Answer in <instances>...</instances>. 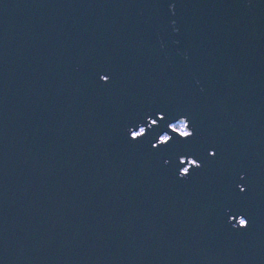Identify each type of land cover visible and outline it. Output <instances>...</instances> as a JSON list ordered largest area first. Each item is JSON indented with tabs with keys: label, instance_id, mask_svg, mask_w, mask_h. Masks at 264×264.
I'll use <instances>...</instances> for the list:
<instances>
[{
	"label": "water",
	"instance_id": "water-1",
	"mask_svg": "<svg viewBox=\"0 0 264 264\" xmlns=\"http://www.w3.org/2000/svg\"><path fill=\"white\" fill-rule=\"evenodd\" d=\"M0 264H264V0H0Z\"/></svg>",
	"mask_w": 264,
	"mask_h": 264
},
{
	"label": "clouds",
	"instance_id": "clouds-1",
	"mask_svg": "<svg viewBox=\"0 0 264 264\" xmlns=\"http://www.w3.org/2000/svg\"><path fill=\"white\" fill-rule=\"evenodd\" d=\"M189 126L191 127V123H189ZM168 131L171 133V132H172V129H171L170 127H168ZM181 131H183V129H181ZM141 132L143 133V132H144V129H141ZM159 137L162 138L163 140L167 141V143H166V144L159 145V146L157 145V143H155V144L152 145V147H153L154 149H159V148H161V147H166V146H168V145L172 142V140H173V137L170 136V135H168L167 133H166V134H162V135H160ZM193 137H194V132H193V130H192V134H191V135H188L187 133H185V134H184L183 136H181L180 138L185 139V140H188V139H191V138H193ZM144 138H146V136H145V137H142L141 140L144 139ZM139 141H140V140H138V141H136V142H139ZM212 152H215V151H212ZM184 161H185V158H181V159H180V164H183ZM201 167H202V164H200V167H198L197 169H200ZM190 175H191V172H189L187 176L182 175V169H181L180 172H179V177H180L181 179H187ZM249 227H250V224H249L248 228H249ZM248 228H246V229H248ZM246 229H244V230H246Z\"/></svg>",
	"mask_w": 264,
	"mask_h": 264
},
{
	"label": "rangeland",
	"instance_id": "rangeland-1",
	"mask_svg": "<svg viewBox=\"0 0 264 264\" xmlns=\"http://www.w3.org/2000/svg\"><path fill=\"white\" fill-rule=\"evenodd\" d=\"M176 125L179 126L178 130L181 131V129H183V131H181V132H184L185 133V131H184V124H176Z\"/></svg>",
	"mask_w": 264,
	"mask_h": 264
},
{
	"label": "trees",
	"instance_id": "trees-1",
	"mask_svg": "<svg viewBox=\"0 0 264 264\" xmlns=\"http://www.w3.org/2000/svg\"><path fill=\"white\" fill-rule=\"evenodd\" d=\"M175 127L178 129L179 128V126L178 125H175Z\"/></svg>",
	"mask_w": 264,
	"mask_h": 264
},
{
	"label": "flooded vegetation",
	"instance_id": "flooded-vegetation-1",
	"mask_svg": "<svg viewBox=\"0 0 264 264\" xmlns=\"http://www.w3.org/2000/svg\"><path fill=\"white\" fill-rule=\"evenodd\" d=\"M176 128V127H175ZM177 129V128H176ZM180 131V130H179Z\"/></svg>",
	"mask_w": 264,
	"mask_h": 264
}]
</instances>
